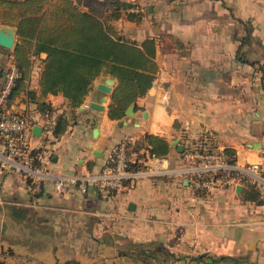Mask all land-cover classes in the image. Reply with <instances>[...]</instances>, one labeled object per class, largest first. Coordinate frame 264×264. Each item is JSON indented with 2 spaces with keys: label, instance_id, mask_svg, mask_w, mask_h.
I'll use <instances>...</instances> for the list:
<instances>
[{
  "label": "crops",
  "instance_id": "0c3cea01",
  "mask_svg": "<svg viewBox=\"0 0 264 264\" xmlns=\"http://www.w3.org/2000/svg\"><path fill=\"white\" fill-rule=\"evenodd\" d=\"M124 1L136 4L130 11L142 19L124 16L114 26L138 43L155 39L154 81L168 102L153 85L137 100L134 116L110 119L112 93L97 87L112 77L105 73L77 110L63 95L44 98L69 125L40 149L37 166L48 175L39 187L5 164L0 147V263L264 264L263 199L248 200L244 186L207 192L186 176L148 175L105 195L74 183L100 171L121 141H142L147 133L170 142L166 158L175 168L189 165L184 152L195 145L233 149L239 165L260 161L264 149V0ZM90 2L79 0L84 10ZM13 51L0 46V86L15 65ZM40 70L34 58L12 112L38 109L28 92L39 96ZM54 176L64 179L62 190Z\"/></svg>",
  "mask_w": 264,
  "mask_h": 264
},
{
  "label": "trees",
  "instance_id": "16d2710c",
  "mask_svg": "<svg viewBox=\"0 0 264 264\" xmlns=\"http://www.w3.org/2000/svg\"><path fill=\"white\" fill-rule=\"evenodd\" d=\"M136 7L124 0H91L88 10L81 7L79 0H0V24L18 29L12 53L18 76L6 108L26 91L35 58L41 62L40 94H28L37 103L40 114L55 111L50 103L43 102L50 94L63 95L69 107L77 110L94 81L105 73L117 79L108 106L109 118L124 117L131 104L147 95L159 71L155 39L138 43L121 35L114 26L124 16L130 21H140L143 14L130 11ZM43 53L45 58L41 56ZM68 125V118L58 115L52 137L45 144L62 136ZM145 146L159 157H166L171 151L170 142L154 134L147 133L142 141L135 142L134 148L141 150ZM40 151L32 152L35 165L40 162ZM224 151L229 162L235 163V150ZM189 152H184V157ZM133 167L139 169L141 164ZM244 189L248 200L260 198L252 185Z\"/></svg>",
  "mask_w": 264,
  "mask_h": 264
},
{
  "label": "built area",
  "instance_id": "2783aa9c",
  "mask_svg": "<svg viewBox=\"0 0 264 264\" xmlns=\"http://www.w3.org/2000/svg\"><path fill=\"white\" fill-rule=\"evenodd\" d=\"M17 76L18 71L14 65L0 89V147L3 149L5 164L32 178L39 187L48 174L34 164L32 152L44 148L45 143L52 137L58 114L55 111L40 114L38 110L17 113L6 108L5 104ZM153 85L157 92L164 90L163 85L157 81ZM162 102H168L166 91ZM36 126L42 128L39 136L33 133ZM135 142L128 138L116 145L100 171L75 179L74 183L84 193L89 184H92L106 195L119 192L128 182L139 177L181 175L189 178L196 189L207 192L236 184L244 187L252 185L264 200V149L260 161L239 165L237 162L230 163L224 150H213L206 144L195 145L186 156L189 165L175 168L169 165L166 157L150 153L147 146L136 150ZM136 163L141 164L139 169L133 167ZM54 178L56 188L62 190L64 179L59 176Z\"/></svg>",
  "mask_w": 264,
  "mask_h": 264
},
{
  "label": "water",
  "instance_id": "95a60500",
  "mask_svg": "<svg viewBox=\"0 0 264 264\" xmlns=\"http://www.w3.org/2000/svg\"><path fill=\"white\" fill-rule=\"evenodd\" d=\"M17 36H18V30L17 28L13 27V26H9V25H4V24H0V46L8 49V50H14L16 47V43H17ZM116 83L115 79L110 77V76H106V78L100 83L98 84V89L103 91L106 94H111L112 93V86ZM107 98L104 97L103 98V102H106ZM91 107L98 109V110H103L104 106L103 104L100 103H96V102H92L90 104ZM135 108H136V104H131L130 107L128 108V110L126 111V115L127 116H134L135 113ZM42 132V128L40 126H36L33 129V133L35 135H40ZM98 133V129H96L95 131V135H97ZM179 140H175L172 142L173 145H178ZM178 148L180 151H183V146L182 145H178ZM243 186L239 185L237 187V191L240 192L242 190ZM261 204H264V200H261L260 202Z\"/></svg>",
  "mask_w": 264,
  "mask_h": 264
},
{
  "label": "rangeland",
  "instance_id": "374dc122",
  "mask_svg": "<svg viewBox=\"0 0 264 264\" xmlns=\"http://www.w3.org/2000/svg\"><path fill=\"white\" fill-rule=\"evenodd\" d=\"M137 102V101H136ZM134 104V103H133ZM136 104V103H135ZM144 264L146 263V262H143ZM2 264V263H1ZM147 264H153L151 261L150 262H147ZM154 264H157V263H154Z\"/></svg>",
  "mask_w": 264,
  "mask_h": 264
}]
</instances>
